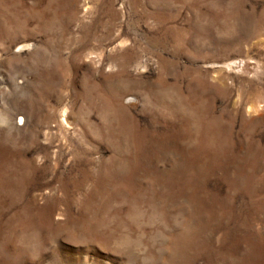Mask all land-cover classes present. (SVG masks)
Here are the masks:
<instances>
[{"label":"rangeland","instance_id":"374dc122","mask_svg":"<svg viewBox=\"0 0 264 264\" xmlns=\"http://www.w3.org/2000/svg\"><path fill=\"white\" fill-rule=\"evenodd\" d=\"M0 264H264V0H0Z\"/></svg>","mask_w":264,"mask_h":264},{"label":"bare ground","instance_id":"6f19581e","mask_svg":"<svg viewBox=\"0 0 264 264\" xmlns=\"http://www.w3.org/2000/svg\"><path fill=\"white\" fill-rule=\"evenodd\" d=\"M22 120V119H21Z\"/></svg>","mask_w":264,"mask_h":264}]
</instances>
